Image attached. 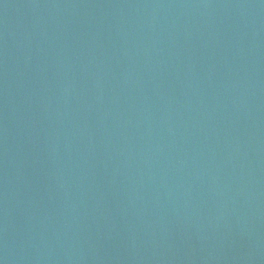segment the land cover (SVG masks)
I'll use <instances>...</instances> for the list:
<instances>
[{"label": "water", "instance_id": "obj_1", "mask_svg": "<svg viewBox=\"0 0 264 264\" xmlns=\"http://www.w3.org/2000/svg\"><path fill=\"white\" fill-rule=\"evenodd\" d=\"M0 264H264V0H0Z\"/></svg>", "mask_w": 264, "mask_h": 264}]
</instances>
